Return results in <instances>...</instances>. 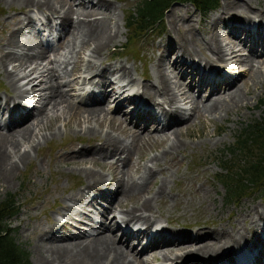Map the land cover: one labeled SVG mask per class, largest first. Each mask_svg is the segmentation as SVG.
Returning <instances> with one entry per match:
<instances>
[{"label":"bare ground","instance_id":"6f19581e","mask_svg":"<svg viewBox=\"0 0 264 264\" xmlns=\"http://www.w3.org/2000/svg\"><path fill=\"white\" fill-rule=\"evenodd\" d=\"M0 1L8 6L17 4L18 12L23 14V18H4L0 24V72L11 86L10 92L0 95L4 103L0 112V184L8 182L19 166L30 159V149L34 150L40 140L46 139L44 131H49L50 135L56 133L54 123L63 114L70 119L65 125L69 126L73 121L76 127L92 135V146L71 151L66 156L67 160L84 166L81 169L87 186L62 196L59 209L68 220L77 217L79 226L59 219L61 222L54 220L42 230L49 235L45 240H38L36 250L45 253L40 256L45 264H149L151 259L160 264L165 261V264H223L234 262L243 248L251 254L257 249L249 264H264V251L258 246L264 239V201L258 203L260 205L254 203L250 208L248 202L240 204L238 210L242 211L227 230L223 226L214 229L196 226L167 234L166 227L162 226L152 236L153 242L136 251L137 245L147 237V229L153 223L159 202L167 203L168 178H162L155 189H150L149 185L156 181L152 169L145 168L138 178L124 170L142 140H171L167 149L163 148L160 154L150 159L157 166L160 159L172 154V150L183 147L184 142H180L178 136L182 133L181 128L185 126L187 129L193 118H201L203 114L226 116L230 112L235 115L240 108L249 106L248 95L264 86V3L261 0H223L221 8L210 19L207 32L199 37L193 32L194 22L182 15L184 11L180 13V9H172L168 15L170 35L164 44L159 42L154 56L151 53L152 79L143 77L142 82L136 84L134 93L126 96L133 88L135 78L131 77L125 64L119 62L101 67L91 60L83 71L88 73L83 76L79 75L82 57L78 56L79 59L72 62L64 57L66 51L59 57L63 48L73 49L77 44L78 49L90 47L91 58L95 59L110 43L119 41L122 31L116 23V8L111 2ZM28 8L59 18L62 37L68 38L65 47L61 40L56 48H45L30 30L24 32L30 29V22L34 20ZM74 14L77 20L72 18ZM246 21L250 24L245 25ZM246 49L247 53L242 54ZM49 51L53 58L48 55ZM71 64L72 68L68 69ZM236 64L246 66L248 80H242L236 71L232 73L234 75L221 74V65L235 70ZM20 79H24L22 85L18 84ZM26 84L28 87L23 88ZM88 84L100 88V95L83 102L84 108L75 106L64 88L72 86L71 91L75 92L76 85H81L83 92ZM31 99H38L41 104L31 103ZM115 101L118 103L109 113L106 106ZM178 101L188 107H182ZM156 108L159 111L153 110ZM105 121L108 124L102 130ZM82 124H85L83 128ZM112 152L115 156L121 154L108 162L105 159ZM96 162L110 167L115 176L105 181L103 174L93 169ZM87 163L88 168L85 167ZM162 172L159 168L158 173ZM201 187L199 190L205 191ZM88 196L89 200H86ZM98 198L107 204L98 212L105 218L104 222L91 216V201L97 202ZM133 198L134 204L125 206L122 216L117 218L116 214L120 212L115 211L116 207ZM83 221L90 225L89 230L80 229L81 224L85 225ZM139 221L146 224L145 230L129 228V224H138ZM121 223L125 224L124 229ZM71 225L76 230L71 231ZM66 227L69 233H62L61 229Z\"/></svg>","mask_w":264,"mask_h":264},{"label":"rangeland","instance_id":"374dc122","mask_svg":"<svg viewBox=\"0 0 264 264\" xmlns=\"http://www.w3.org/2000/svg\"><path fill=\"white\" fill-rule=\"evenodd\" d=\"M96 1L97 0H84L83 2L90 4L95 3ZM105 1H109L115 6V13L118 19L115 18L113 21L117 19L116 23L120 26L122 34L118 37L119 41L110 43L107 46L102 55L98 57L99 59L91 58V53L89 51L90 47L78 49L80 47L77 44L73 49L65 47L68 38H59V36H63V33L60 25L57 24L59 21L54 18L56 15H50L48 12L28 8L29 14L34 19L30 22V31L33 33L35 26H46L47 28H45L48 33L56 34V39L58 38L52 44L55 48L58 41L63 40L65 48L60 51L59 57L65 51L64 57L66 56V58L70 59L72 62L79 59L78 56L82 57V62L79 65L81 70L79 75L82 74L84 76V74L88 73L83 71L85 70L86 64L91 60L95 61L97 65L101 67H108L109 64L113 65L119 62L125 64L130 69L131 77L135 78V84L132 88L133 90H128L125 96L127 94L132 95V93H134L136 90V84H138V82H142L143 77L152 79L153 58L151 57V53L154 56V51L155 49L157 51V45L159 42L164 44V42L168 39V35H170L168 15L171 13L172 9H180V13L184 11L182 15H184V18L194 22L195 29L193 32L199 37L207 32V28L209 27L211 21L210 19L216 15L223 3V0H217L216 7L204 15L200 14V11L192 4H188L186 2L171 3V5L164 12L162 19L159 22V26H157L155 30L149 29L147 32L137 35L135 38L133 37L135 33L133 31L129 32V30L126 27H123V25L125 26L126 19L129 15L133 14V11L135 12L137 4L141 0ZM70 3L74 5L73 2ZM261 3H264V0H261ZM75 6L76 5H74V7ZM187 8L188 10L185 12V9ZM18 11L19 7L17 4L8 6L5 2L0 1V24L7 18L15 16L23 18V14ZM72 18L77 20V16L75 14ZM247 24L249 25L250 22L246 21L245 25ZM126 46L128 47L126 48ZM247 51V49L242 50L244 53H241L246 54ZM48 55L53 58L52 53L48 52ZM244 66L245 65L243 64H236L235 70L230 67V70L228 68L226 70L231 74L236 71V73L241 74L242 80H248V75L245 73L246 66ZM8 67H11V65ZM70 68H72V64L68 66V69ZM238 69L244 70H241L242 72H238ZM87 77L90 76L88 75ZM68 78L66 77V79ZM110 79H113V77L110 76ZM23 81L24 79H20L18 84L22 85ZM62 81L66 80L63 79ZM125 82L126 81L123 83ZM25 86L28 87L26 84L23 88ZM71 87L64 88V90L68 93V97L71 98V102H73L75 106L83 107L82 102L84 101L83 99H85V96H80L79 90L81 85H76L75 92L71 91ZM10 89L11 86L7 83V80L0 72V95L4 96V93L10 92ZM261 100H264V86L263 88L257 87L253 91V94L248 95L246 101L249 103V106L246 108L242 107V109L240 108L235 115L230 112L226 116L216 115L217 118L216 116H209L207 114L201 115V118H193V121L188 123L187 129L185 126L181 128L182 133L178 136V139L181 140L180 142H184L182 145L183 147L179 146L176 151L172 150V154L164 156V160L160 159V162L158 163L159 167L158 164L155 166V161L150 159L160 154L163 151V148L167 149L171 140L168 139L166 142H159V139L154 141L145 139L140 142L141 145H137V149L135 151L136 154L133 153L130 156L129 165L127 167L125 166L124 170H128L132 177L138 178L140 174L143 173L145 168L152 169V172L156 173V181L154 180L153 183L149 185L150 189H155L162 178H168L167 189L165 191V194L168 196V200L165 204L159 202L158 205L160 206L156 209L157 213L154 214L155 217L152 219L153 223L159 222L160 225L166 226V228L172 232L183 230L184 228H196V226H207L211 229L223 226L226 227L225 229L227 230L233 225L238 213L242 211L238 210L240 204L248 202L247 205L250 208L252 204L255 203L260 205L258 203L264 201V189H254L250 186H248L249 188H247L241 197L229 199L227 197L226 188L220 181L221 178H223V175L226 174L223 169L224 166L228 167L229 171L232 172V170H236L239 165H242L240 161L242 156H233L226 149L234 143L235 139L242 132L244 127H247L249 124L256 121H264V107L260 105ZM0 101L1 112L2 107H4L3 98L2 100L0 99ZM30 101L31 103L35 101L37 105L41 104L38 99H31ZM117 103L118 102L115 101L114 103H110L106 106V108H108L107 110H110L109 113L113 110ZM177 104H180L182 107H188V105H185L180 101H178ZM164 106L167 107L166 105ZM79 110H81V108ZM125 110H129V108L125 107ZM63 115L54 123L56 133L50 135L49 131H44L46 139L42 141L40 140V143L36 148H34V150L32 149L31 151L30 149V159L19 166L16 171L17 173L15 172L12 178H9L8 182L0 184V199H2L7 193H13L16 195L17 204L19 205L20 210L16 215L12 216L8 220V223L15 231L14 238L17 244L26 249L29 255V260L32 264H35L33 261H36L39 264H45L40 258V256H44L45 253L41 254L38 250H36L38 240H45L47 235H49L44 234L43 231L46 230L49 224L54 220H57V222L68 220L60 214V200L63 197L68 196L75 191L84 189L87 186V179L81 169L84 166L77 163L75 164L72 160H67L68 157L66 156L70 154L71 151H77L83 147L86 148L92 146V135L85 133L83 129L76 127L73 121L70 122L69 126L65 125V123L70 121V119L67 115ZM107 124L108 121H105L104 125L101 126L102 130L106 129ZM83 125L85 126V124H82V128ZM113 134L116 133L113 132ZM24 147H26V144ZM113 154L115 153L112 152L110 157L105 160L108 162L115 160L121 153H117L116 156ZM123 156L124 155L122 154L121 157ZM85 167H90L89 163L85 164ZM159 168H162L163 170L160 174L158 173ZM93 169L98 172L100 171L99 173L103 174L105 181H108L115 176V171H111L110 167L104 166L101 162H96ZM200 186H202L201 188L205 191H200ZM109 188L113 189L112 186H109ZM90 195L92 194L90 193ZM88 198L89 196L86 200H89ZM134 201V198L129 199L122 203V208L116 207L115 211L120 212L117 214L114 212V214L118 216L116 217H121L125 206L131 207L134 204ZM91 202H93V207L92 205L90 206V210L93 212L91 213V216L93 215L95 220L97 219L98 221H101L102 219V222H104L103 220L105 218L101 217L98 212L103 210L100 206L106 207V202L100 198H98L97 202L93 200ZM139 214L140 213L137 215ZM75 218L68 220L67 222H73L72 224L79 226V224L76 223L78 218ZM83 222H85V225L81 224L82 226L80 229L89 230L90 225L87 224L86 221ZM113 224L111 223V225ZM121 225L124 227L123 223H121ZM142 227L146 226L143 225ZM66 229L67 227L62 228L61 232L69 233ZM74 229L75 228L71 225L70 230L73 231ZM142 243L137 245L136 251H140L143 246ZM150 261L148 262L149 264H160L158 261L155 262L154 259H151ZM165 263L166 261L163 264Z\"/></svg>","mask_w":264,"mask_h":264},{"label":"trees","instance_id":"16d2710c","mask_svg":"<svg viewBox=\"0 0 264 264\" xmlns=\"http://www.w3.org/2000/svg\"><path fill=\"white\" fill-rule=\"evenodd\" d=\"M174 2L192 4L202 14L214 9L217 0H141L126 19V26L134 35L155 30L166 9ZM133 35V36H134ZM264 107V100L260 101ZM235 156L241 155V164L236 170L223 167L225 175L221 182L229 199L241 197L247 188L264 189V121H256L244 127L234 143L227 147ZM20 210L16 195L7 193L0 199V264H32L26 249L17 244L14 229L8 220Z\"/></svg>","mask_w":264,"mask_h":264}]
</instances>
